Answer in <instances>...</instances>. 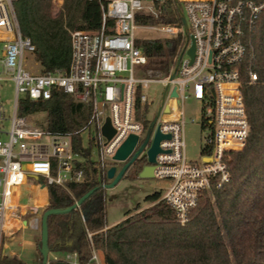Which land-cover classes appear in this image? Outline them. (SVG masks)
I'll use <instances>...</instances> for the list:
<instances>
[{
  "label": "built area",
  "instance_id": "1",
  "mask_svg": "<svg viewBox=\"0 0 264 264\" xmlns=\"http://www.w3.org/2000/svg\"><path fill=\"white\" fill-rule=\"evenodd\" d=\"M93 1L101 11L99 28L70 30L68 66L41 71L32 68L29 54L35 46L20 30L14 0H0V80L2 73H7L15 83L9 129H0L7 134L6 138L0 137V237L9 214L16 210L14 189L28 174L42 177L44 184L63 186L82 177L84 171L78 163L85 157L74 148L75 132H80L82 146L98 147V158L92 159L90 153V159L106 163V170L129 134H137V140L126 160L133 162L144 152L146 164V152L156 129L168 133L169 138L159 142L163 150L156 154L153 173L169 181L160 198L174 209L180 223L188 220L190 209L212 180L220 185L228 179L226 154L246 143L250 122L241 91V73L247 69L249 81L257 78L250 68L254 55L251 36L264 0H174L181 19L177 24L136 21L137 14L158 18L165 0ZM139 25L158 28L171 34L168 37L182 36L175 65L164 77L135 76L136 67L142 68L147 62L136 44L134 30ZM192 45L193 56L189 53ZM151 80L162 81L165 88L157 114L143 133L147 96L138 88ZM174 88L176 94L172 95ZM57 90L90 103L87 122L74 133L52 131L33 122L32 114L18 113L24 96L48 99ZM188 94L201 102L202 125L208 129L199 161L188 160L185 152V115L180 103ZM106 117L114 128L109 138L101 131ZM3 119L0 105V121ZM91 257L96 258L95 250Z\"/></svg>",
  "mask_w": 264,
  "mask_h": 264
},
{
  "label": "trees",
  "instance_id": "2",
  "mask_svg": "<svg viewBox=\"0 0 264 264\" xmlns=\"http://www.w3.org/2000/svg\"><path fill=\"white\" fill-rule=\"evenodd\" d=\"M20 30L34 43L29 59L41 71L66 68L70 60V30L97 29L101 11L93 0H63L53 14L51 0H14ZM174 0H165L158 18L137 14L138 23L157 21L179 23ZM254 55L250 68L257 78L249 81L247 69L241 73V91L250 122L246 143L229 151V177L220 185L212 180L204 189L186 222L177 220L174 209L155 190L146 196L150 205L127 210L120 221L106 225L108 182L106 163L90 159V148L81 144L80 132L90 103L71 93L55 91L48 99L24 96L19 114L44 112L40 122L52 131L74 133V148L85 160L78 163L84 174L66 185L48 183L47 208L65 209L89 189L95 188L78 206L47 217L48 248L75 253L79 263H87L93 250L103 253L105 264H262L264 238V9L252 33ZM136 44L147 57L142 67L148 76L167 75L175 65L182 36L137 38ZM144 158L131 162L125 171L134 177L145 164ZM111 165L113 162L110 163ZM125 172L123 173V175ZM40 248V238L37 241ZM11 260L0 256V264ZM50 263L70 264L53 258Z\"/></svg>",
  "mask_w": 264,
  "mask_h": 264
},
{
  "label": "rangeland",
  "instance_id": "3",
  "mask_svg": "<svg viewBox=\"0 0 264 264\" xmlns=\"http://www.w3.org/2000/svg\"><path fill=\"white\" fill-rule=\"evenodd\" d=\"M63 1V0H62ZM62 5L61 0L52 1L53 14H56ZM136 37H166L171 34L161 31L158 28L145 27L139 25L134 30ZM0 42V55H1ZM37 69L36 65L33 67ZM136 77H152L143 73L142 68L136 67ZM0 80V105L3 109L4 119L0 121V129L7 131L10 125V118L14 112V96H15V83L11 75L2 73ZM165 75L154 76L155 78L164 77ZM165 88V84L159 80H151L147 82L146 86H139L138 92L145 93L147 96V105L144 110L145 128L143 133L147 132V127L151 123V120L157 114V111L162 102V94ZM180 106L184 109L185 124L183 126L184 140H185V152L188 160L199 161L201 157V151L205 145V137L208 133L207 127L202 125V109L201 102L195 99L192 94H188L184 100L180 103ZM194 118V120H192ZM31 119L33 122L40 124L44 119V112L32 113ZM1 138H6L5 132H0ZM142 139V137H141ZM83 143H87L84 140ZM89 147V146H88ZM90 148L91 158H98V147L92 145ZM139 158L146 159L145 153L141 152ZM113 164L120 169L125 161L114 160ZM128 170L122 175L119 180L111 185L105 187L106 195V222L111 223L120 220L127 210H134L139 205V209L150 205L146 201V196L155 190H163L164 186L168 184V180L158 178L155 176H139L131 177L128 175ZM112 178H108V182H111ZM31 228L27 226L20 232L22 239H29L31 236ZM5 236L2 233L0 237V249Z\"/></svg>",
  "mask_w": 264,
  "mask_h": 264
},
{
  "label": "crops",
  "instance_id": "4",
  "mask_svg": "<svg viewBox=\"0 0 264 264\" xmlns=\"http://www.w3.org/2000/svg\"><path fill=\"white\" fill-rule=\"evenodd\" d=\"M13 199L16 210L9 214L5 223L0 256L11 260L8 263L39 264L42 256L37 241L41 235L42 210L48 203L47 185L42 177L28 174L24 182L14 189ZM114 223L116 221L106 222L105 227ZM27 226H30L32 232L30 238L25 240L21 238L20 232ZM95 253L96 258L91 257L87 263H79L75 253L63 251L49 250L48 258L65 259L70 264H105L103 253L100 250H95Z\"/></svg>",
  "mask_w": 264,
  "mask_h": 264
},
{
  "label": "water",
  "instance_id": "5",
  "mask_svg": "<svg viewBox=\"0 0 264 264\" xmlns=\"http://www.w3.org/2000/svg\"><path fill=\"white\" fill-rule=\"evenodd\" d=\"M183 23L185 24V19L183 15L181 16ZM193 45L189 49V53L193 56ZM179 59V58H178ZM177 59V61H178ZM175 70L170 74V77H173ZM172 95L176 94L175 88L172 90ZM167 109V106H166ZM102 133L109 138L114 133V128L111 125L110 118L106 117L105 122L101 127ZM168 133H162L159 128L156 129L155 134L153 136L151 145L147 149V163L142 166L138 175L139 176H154L153 169H154V162L156 154L163 149L160 147L159 142L162 138H169ZM137 140V134L131 133L128 137L121 143V145L117 148L116 152L113 155V159L124 161L125 163L122 165L120 169L117 170V167L112 164L108 167L106 173L108 178H112V181L109 183H104L102 186L107 187L115 184L119 178L123 175L127 167L130 165L131 160H126L130 152L132 151L135 142ZM99 185L89 189L86 193H84L81 197H79L72 205L69 207L59 210L55 208H47L41 214V235H40V253L42 256L41 262L39 264H57V263H50L48 258V231H47V217L50 213L57 212V211H68L76 206H78L95 188ZM4 264H21V263H4Z\"/></svg>",
  "mask_w": 264,
  "mask_h": 264
}]
</instances>
